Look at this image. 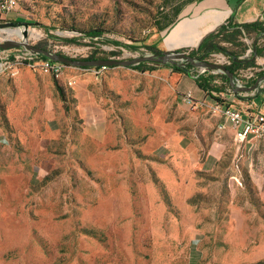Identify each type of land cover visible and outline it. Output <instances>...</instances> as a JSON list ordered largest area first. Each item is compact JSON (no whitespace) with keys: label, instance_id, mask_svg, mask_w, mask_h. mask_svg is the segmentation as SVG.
Instances as JSON below:
<instances>
[{"label":"rangeland","instance_id":"374dc122","mask_svg":"<svg viewBox=\"0 0 264 264\" xmlns=\"http://www.w3.org/2000/svg\"><path fill=\"white\" fill-rule=\"evenodd\" d=\"M187 1L17 0L0 42L24 29V42L72 59L153 55L145 46ZM97 28L102 40L86 37ZM256 42H243L249 56ZM177 75H0V264H264V137L219 136L203 106H181ZM218 139L224 151L209 155Z\"/></svg>","mask_w":264,"mask_h":264},{"label":"crops","instance_id":"0c3cea01","mask_svg":"<svg viewBox=\"0 0 264 264\" xmlns=\"http://www.w3.org/2000/svg\"><path fill=\"white\" fill-rule=\"evenodd\" d=\"M230 21L236 24L264 23V0H189L173 10L172 17H167L166 20L161 21L158 36L155 37L156 40L153 41L152 46L156 47L161 53L196 48L205 36ZM263 63L259 62L257 58V65ZM190 70L191 75H177L180 82V93L182 94L180 98L181 106L190 107L193 111H196L198 106H203L201 109L206 118L202 121L214 126L219 136L223 135L231 138L238 144L230 122L221 111L214 109L216 102L196 84L193 74L198 71V68L195 69L194 67ZM213 73L219 72L213 71ZM187 93H191L192 99L198 102L197 107L192 108L184 100V95ZM225 99V103H221L223 106L241 110L245 115L248 111L264 114V82L260 83L253 92H238L237 94H230ZM221 125L226 126L224 131L220 130ZM216 141L218 142L213 143L214 146L209 152V155L215 157L224 151L226 145L222 140L218 139ZM173 142L178 141L173 140Z\"/></svg>","mask_w":264,"mask_h":264},{"label":"trees","instance_id":"16d2710c","mask_svg":"<svg viewBox=\"0 0 264 264\" xmlns=\"http://www.w3.org/2000/svg\"><path fill=\"white\" fill-rule=\"evenodd\" d=\"M105 30L101 28L92 29L84 32L86 37L94 40H102L105 34ZM256 37V44L251 56L245 58L249 48L243 43L247 37ZM264 23L263 22H251L244 24H236L227 22L219 26L214 32L205 36L196 48H187L181 50L193 57L199 58L201 61H208L212 54L222 53L231 60V64L227 66L228 70L234 74H239L241 70L248 68H261L255 78L249 82H246L248 86H252L255 81L264 76V66H257V58L264 56ZM119 45L118 42H115ZM130 48H136L130 46ZM155 54H162L154 46H145ZM86 59H96V56H90ZM64 65V64H62ZM151 65V66H150ZM66 67V65H64ZM133 69L146 71L148 69L154 70L158 67L169 68L178 74H192L191 70L194 68L191 64H188L185 68L178 67L170 64H160L155 62H143L135 66H131ZM100 68V67H98ZM196 69V67H195ZM196 72L193 74V78L196 81L198 87L205 91L209 97H211L217 103H225V97H228L230 93L229 78L224 73H213L211 70H207L205 73L196 77ZM55 87L59 92L62 100L67 101L65 89L59 83L58 79L54 81Z\"/></svg>","mask_w":264,"mask_h":264},{"label":"built area","instance_id":"2783aa9c","mask_svg":"<svg viewBox=\"0 0 264 264\" xmlns=\"http://www.w3.org/2000/svg\"><path fill=\"white\" fill-rule=\"evenodd\" d=\"M16 7H17V0H0V17L4 14L13 12L16 9ZM26 32L28 33L27 30ZM28 42L29 41H27L26 38V43L30 44ZM249 52H251L250 49L245 55V58H248ZM211 58H213L214 60L216 59L218 61L213 63L221 64L226 67L231 64V60L222 53L212 54ZM23 66L32 69H37V68L41 69L45 73L53 74L57 78L60 77L64 68V65H62L61 63L55 62L49 58L44 57L41 54L35 53L28 49H24V48L0 49V75H6L7 77L15 78L19 74ZM206 71H207L206 69L200 68L196 72L197 74L196 77L205 73ZM259 71H261V68L256 67V68H248L246 70H241L239 74L237 75L235 74L234 83L236 88L238 89V88L248 87L246 82H249L252 79H254ZM74 83L75 82L73 80L68 81V84L70 86H73ZM230 93L234 94V89L231 87H230ZM184 100L188 104H190L192 108H195L198 105V102H195L192 99L191 93L185 94ZM214 109L216 111H221L223 115L227 118V120L230 122L231 127L235 132V138L237 142L244 143L245 141L251 138L264 137L263 113L248 111L247 114L245 115L244 112H242L241 110L231 108L230 106L225 107L217 102L214 105ZM225 129H226L225 125L220 126L221 131H224Z\"/></svg>","mask_w":264,"mask_h":264},{"label":"water","instance_id":"95a60500","mask_svg":"<svg viewBox=\"0 0 264 264\" xmlns=\"http://www.w3.org/2000/svg\"><path fill=\"white\" fill-rule=\"evenodd\" d=\"M23 25L25 27L27 26L26 23H23ZM14 26H16V23L13 22L0 23V29L7 27H14ZM27 34L28 33L25 31V35ZM12 48L28 49L35 53L41 54L44 57L49 58L55 62L64 64L66 66H73L79 68L131 67L143 62L170 64L185 68L188 64H191L193 67L196 68H203L206 70L217 71L227 74L229 78V86L234 89L235 94H237L238 92H245V93L253 92L258 88V85L260 83L264 82V76H262L258 78L252 86L237 89L234 83L235 74L230 72L226 66L209 61H201L199 58L193 57L190 54L182 51H166L162 54L144 55L131 59H112V58L72 59L57 52H53L31 44H27L26 42L23 41L15 42V41L7 40L0 43V49H12Z\"/></svg>","mask_w":264,"mask_h":264},{"label":"bare ground","instance_id":"6f19581e","mask_svg":"<svg viewBox=\"0 0 264 264\" xmlns=\"http://www.w3.org/2000/svg\"><path fill=\"white\" fill-rule=\"evenodd\" d=\"M20 31V32H19ZM13 34H18L19 36H21L22 37V40L24 39V35H25V30L24 29H16V30H11V32H10V30H8V36L10 37V36H12ZM34 35V33L32 32L31 33V36L32 37H34L33 36ZM36 35V34H35ZM38 36V35H37ZM21 40V41H22Z\"/></svg>","mask_w":264,"mask_h":264}]
</instances>
